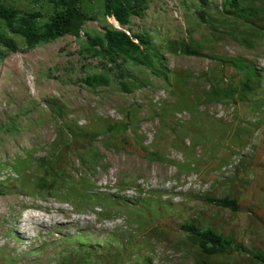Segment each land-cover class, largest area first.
Masks as SVG:
<instances>
[{"label":"rangeland","instance_id":"obj_1","mask_svg":"<svg viewBox=\"0 0 264 264\" xmlns=\"http://www.w3.org/2000/svg\"><path fill=\"white\" fill-rule=\"evenodd\" d=\"M0 1L48 9L47 0ZM145 1L142 17L121 28L102 15L103 0H82L94 20L78 38L31 50L16 40L19 50L0 61V264H259L250 254L264 255V37L224 15V0ZM241 2L264 19V0ZM103 28L146 34L160 52L164 41L186 39L207 57L162 53L165 80L126 64L141 86L124 94L108 76L92 89L82 79L101 62L79 51L86 34ZM208 57L249 61L258 88L242 102L207 101L209 84L238 78ZM62 125L91 141L53 189L38 190V160L62 143ZM121 131L152 158L124 152ZM224 196L236 212L204 201ZM184 222L243 250L202 257L179 229Z\"/></svg>","mask_w":264,"mask_h":264},{"label":"trees","instance_id":"obj_2","mask_svg":"<svg viewBox=\"0 0 264 264\" xmlns=\"http://www.w3.org/2000/svg\"><path fill=\"white\" fill-rule=\"evenodd\" d=\"M81 3L82 0H47L48 9L43 13L39 10H20L0 1V61L7 53L19 50L16 40H19L22 49L31 50L63 36L78 38L84 24L94 20L93 16L81 10ZM145 6V0H103L102 15L113 19L123 28L128 25L130 16L141 18ZM221 6L222 13L232 22L241 25L245 33H255L264 37V19L258 16L253 5L245 4L241 0H224ZM198 18H201L199 14ZM79 52L101 62L99 72L86 74L82 79L83 84L92 89L106 86L109 83L108 76H111L124 94H129L141 86L124 70L126 64L144 67L153 76L165 80L162 53L207 57L197 45L186 39L166 40L160 52L146 34L129 35L121 29L114 28H103L100 33L93 35L86 34ZM211 59L216 61L221 69H233L238 78L224 86L209 84L206 92L207 101L223 99L233 103L242 102L258 88L259 74L249 61L224 57ZM112 128L110 130H113ZM58 134L63 140L62 143L49 156L38 160L41 169V176L36 183L38 190L53 189L59 180L60 172L62 173L68 165L70 156H78V151L87 147L92 138L74 125L60 126ZM119 140L120 148L124 152L144 159L152 158L151 154L132 143L122 131ZM204 201L227 209L231 213L238 209L237 202L228 196L206 197ZM179 229L202 257L229 255L243 250L240 244L234 243L231 238L209 226L201 227L184 222L179 225ZM250 257L259 264H264L263 254L251 253Z\"/></svg>","mask_w":264,"mask_h":264},{"label":"bare ground","instance_id":"obj_3","mask_svg":"<svg viewBox=\"0 0 264 264\" xmlns=\"http://www.w3.org/2000/svg\"><path fill=\"white\" fill-rule=\"evenodd\" d=\"M29 215V214H28ZM32 216V215H31ZM35 218H37V217H35ZM39 219V218H38ZM27 221L28 220H30V221H32L33 220V218L32 217H27V219H26ZM34 220H36V219H34ZM25 221V220H24ZM35 222V221H34ZM45 222V221H44ZM42 223V222H41ZM45 224V223H44ZM40 225V224H39ZM25 236V235H24Z\"/></svg>","mask_w":264,"mask_h":264}]
</instances>
